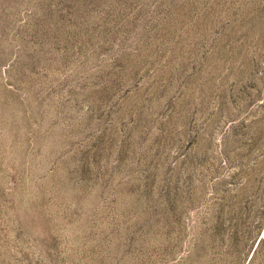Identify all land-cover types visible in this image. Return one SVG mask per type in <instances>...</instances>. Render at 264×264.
<instances>
[{"label":"rangeland","instance_id":"1","mask_svg":"<svg viewBox=\"0 0 264 264\" xmlns=\"http://www.w3.org/2000/svg\"><path fill=\"white\" fill-rule=\"evenodd\" d=\"M0 264H264V0H0Z\"/></svg>","mask_w":264,"mask_h":264}]
</instances>
